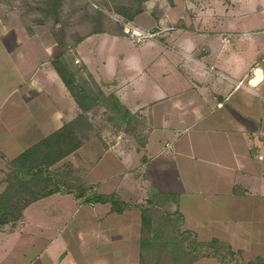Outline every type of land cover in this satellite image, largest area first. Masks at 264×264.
<instances>
[{
  "label": "crops",
  "instance_id": "crops-1",
  "mask_svg": "<svg viewBox=\"0 0 264 264\" xmlns=\"http://www.w3.org/2000/svg\"><path fill=\"white\" fill-rule=\"evenodd\" d=\"M156 1L123 21L169 30L136 40L112 27L70 52L92 69L87 41L129 39L121 60L110 57L96 75L140 118L143 141L92 126L51 167L131 204L150 190L166 193L183 229L228 242L240 264H264V77L247 81L256 67L264 75V0H202L206 10L183 16L154 13ZM66 54L0 0V196L8 161L82 112L53 63ZM141 226L137 206L117 212L110 202L56 191L0 225V264H139ZM193 264L223 263L205 256Z\"/></svg>",
  "mask_w": 264,
  "mask_h": 264
},
{
  "label": "trees",
  "instance_id": "trees-1",
  "mask_svg": "<svg viewBox=\"0 0 264 264\" xmlns=\"http://www.w3.org/2000/svg\"><path fill=\"white\" fill-rule=\"evenodd\" d=\"M144 0H128L125 4H116L111 9L131 20L143 11ZM99 3V2H98ZM102 31V30H97ZM65 84L82 108V112L61 129L48 135L32 147L24 150L16 158L8 161L10 172L7 175L8 185L0 196V225L18 221L23 217L24 208L31 202L61 191L73 193L86 202H110L112 210L123 212L129 206L141 209V237L139 264H193L201 257H217L223 264L232 261L241 262L239 252L217 237L210 240H200L197 233L191 229H183V214L179 209H168L167 194L150 190V195L144 203H128L117 192L100 193L93 185H86L71 170L63 171L51 166L66 154L79 147L88 133L84 130L92 127L88 111L95 105L102 104L111 113V119L123 124L125 130H140V118L122 103L114 92L104 91L101 82L95 81L97 90L90 89L81 78L79 68L74 64L70 54L62 55L53 61ZM87 69L86 66L83 67ZM82 133L78 137L76 128ZM75 129V130H74ZM141 130L136 137L141 142ZM143 134V132H142ZM162 209L161 216L167 221H174L175 232L166 235L162 226L155 224V210ZM171 259V262L166 259Z\"/></svg>",
  "mask_w": 264,
  "mask_h": 264
},
{
  "label": "rangeland",
  "instance_id": "rangeland-1",
  "mask_svg": "<svg viewBox=\"0 0 264 264\" xmlns=\"http://www.w3.org/2000/svg\"><path fill=\"white\" fill-rule=\"evenodd\" d=\"M4 1L6 6L10 5L11 9L16 11L17 15L21 17L22 22L28 24V30L47 32L50 35L52 42H57L59 49L69 53L72 57L75 56L72 51L81 50L83 47V41L89 34L95 33L97 30H110L113 28L123 29L125 35L135 38L136 40H144L151 37L134 36L132 32H128L126 27L133 25L131 22H124L121 15H117L111 7L116 4H127L128 0H1ZM156 1V0H155ZM188 0H157L153 7L154 13H166L171 15H197L201 13V10L205 7L202 6V0H193L194 5L188 6ZM99 2V3H98ZM160 4L162 5H159ZM206 10V8H205ZM143 19L147 23H151L152 20L145 15ZM140 27V26H138ZM141 29L144 31L148 26H143ZM146 28V29H145ZM162 30L161 33L169 30V26H162L158 28ZM101 33V32H100ZM160 33V34H161ZM159 35V34H158ZM156 35V36H158ZM104 36V35H103ZM96 43L93 41H87L84 45V52L88 53L92 59V69H89L85 60L82 58L79 60L74 59V64L79 68L81 78L85 81L86 85L93 90H97L95 81L99 82L98 75L103 67V63L109 60L110 57L120 61L121 55L129 46V39L120 38L117 41H110L104 44V38L99 34L96 35ZM86 42V41H85ZM83 43V44H82ZM97 44V45H96ZM75 47V48H74ZM77 48V50H76ZM87 55V54H86ZM109 63V62H108ZM86 66L87 69L83 67ZM97 76V77H96ZM95 81H94V80ZM109 93V89L105 90ZM89 119L93 128L99 133H106L109 138H116L122 133H131L136 137L137 132L140 130H125L123 124L118 123L116 120L111 119V113L102 104L93 106L89 110ZM89 132V130H84ZM141 130V137L142 135ZM80 134L82 130H80ZM169 210L170 205L166 206ZM160 208L155 210V224L161 225L162 230L166 235H173L175 232L174 221H167L161 216ZM166 261L171 262V259L167 258ZM234 262V261H233ZM170 264V263H168Z\"/></svg>",
  "mask_w": 264,
  "mask_h": 264
},
{
  "label": "built area",
  "instance_id": "built-area-1",
  "mask_svg": "<svg viewBox=\"0 0 264 264\" xmlns=\"http://www.w3.org/2000/svg\"><path fill=\"white\" fill-rule=\"evenodd\" d=\"M126 30L128 32H132V34L134 36H141L143 35L144 37H156V35L160 34L162 32V30H158V29H154V30H150V31H144L142 30L140 27L138 26H133L130 25L128 27H126ZM78 60V59H76ZM264 75L262 74V72L260 71L259 67H256L253 69V71L251 72L250 76L248 77L247 81L250 82H259L263 79ZM244 79L239 81V84H243Z\"/></svg>",
  "mask_w": 264,
  "mask_h": 264
},
{
  "label": "water",
  "instance_id": "water-1",
  "mask_svg": "<svg viewBox=\"0 0 264 264\" xmlns=\"http://www.w3.org/2000/svg\"><path fill=\"white\" fill-rule=\"evenodd\" d=\"M100 81H101L102 84H109L110 83V81H105L104 79H101ZM113 82H116V81H113Z\"/></svg>",
  "mask_w": 264,
  "mask_h": 264
}]
</instances>
